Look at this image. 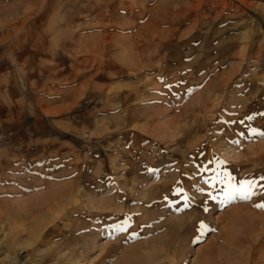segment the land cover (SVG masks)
Returning a JSON list of instances; mask_svg holds the SVG:
<instances>
[{"label": "rangeland", "instance_id": "1", "mask_svg": "<svg viewBox=\"0 0 264 264\" xmlns=\"http://www.w3.org/2000/svg\"><path fill=\"white\" fill-rule=\"evenodd\" d=\"M258 205L264 0H0V264H264Z\"/></svg>", "mask_w": 264, "mask_h": 264}, {"label": "snow or ice", "instance_id": "2", "mask_svg": "<svg viewBox=\"0 0 264 264\" xmlns=\"http://www.w3.org/2000/svg\"><path fill=\"white\" fill-rule=\"evenodd\" d=\"M243 198L248 199L249 197H248V195H244ZM258 207H264V205H258Z\"/></svg>", "mask_w": 264, "mask_h": 264}, {"label": "bare ground", "instance_id": "3", "mask_svg": "<svg viewBox=\"0 0 264 264\" xmlns=\"http://www.w3.org/2000/svg\"><path fill=\"white\" fill-rule=\"evenodd\" d=\"M115 264H117V262ZM120 264H126V261L123 260L122 262H120Z\"/></svg>", "mask_w": 264, "mask_h": 264}]
</instances>
